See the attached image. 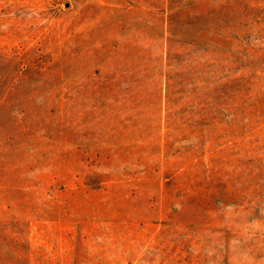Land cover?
I'll return each instance as SVG.
<instances>
[{"label": "rangeland", "instance_id": "obj_1", "mask_svg": "<svg viewBox=\"0 0 264 264\" xmlns=\"http://www.w3.org/2000/svg\"><path fill=\"white\" fill-rule=\"evenodd\" d=\"M0 264H264V0H0Z\"/></svg>", "mask_w": 264, "mask_h": 264}]
</instances>
